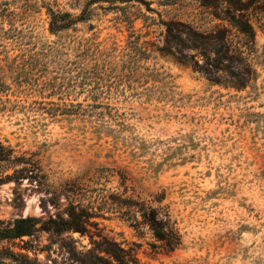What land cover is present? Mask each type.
<instances>
[{
  "label": "rangeland",
  "instance_id": "1",
  "mask_svg": "<svg viewBox=\"0 0 264 264\" xmlns=\"http://www.w3.org/2000/svg\"><path fill=\"white\" fill-rule=\"evenodd\" d=\"M87 1L0 0V228L88 217L0 239V264H114L112 240L134 264H264V0ZM47 8L90 18L50 33Z\"/></svg>",
  "mask_w": 264,
  "mask_h": 264
},
{
  "label": "trees",
  "instance_id": "2",
  "mask_svg": "<svg viewBox=\"0 0 264 264\" xmlns=\"http://www.w3.org/2000/svg\"><path fill=\"white\" fill-rule=\"evenodd\" d=\"M129 1L142 0H88L87 5L104 2L113 6L116 3L122 4ZM8 3H0V18L4 19L8 12ZM48 17V29L50 33L67 30L73 27L78 22L87 21L90 16L85 15V11H81L77 17H72L70 13L54 12L50 8L46 9ZM230 21L237 23V20L230 18ZM249 30L248 26L241 28L242 32ZM250 31V30H249ZM8 86L3 80H0V92H4ZM12 150L0 144V163H10ZM127 208L124 212H120L122 217L127 220H133L137 224L146 226L151 232L152 237L162 244V247L167 251H172L180 244V236L170 224L168 212H158L153 208L148 207L143 201H134L131 197L125 199ZM135 209V210H134ZM134 210V211H132ZM137 214L141 221L137 222ZM88 217L83 212L76 209L74 206H69L64 210L63 217H48L43 220L39 217H24L13 220L11 227L0 228V239H16L32 235L35 231L52 232L56 235L65 232H74L83 235L87 231ZM103 238V237H102ZM105 239V238H103ZM106 247L101 250L105 255L111 258L114 264H134L131 261L130 255L120 247V243L114 240L105 242Z\"/></svg>",
  "mask_w": 264,
  "mask_h": 264
}]
</instances>
